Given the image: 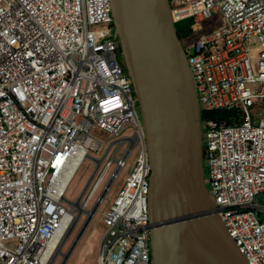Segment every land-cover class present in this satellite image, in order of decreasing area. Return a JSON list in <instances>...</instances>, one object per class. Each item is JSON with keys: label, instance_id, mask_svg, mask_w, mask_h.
Here are the masks:
<instances>
[{"label": "built area", "instance_id": "built-area-1", "mask_svg": "<svg viewBox=\"0 0 264 264\" xmlns=\"http://www.w3.org/2000/svg\"><path fill=\"white\" fill-rule=\"evenodd\" d=\"M170 7L175 25L190 20L194 33L181 41L201 112L221 114L202 122L215 212L249 264H264V0H170ZM214 15L221 26L202 34ZM119 51L111 0H0V264L48 262L54 241L70 230L66 243L86 208V221L97 218L135 149L103 214L97 264H151V169ZM127 127L133 134L123 137ZM88 158L94 175L70 200L64 178ZM65 254L61 248L53 260L61 255L63 264Z\"/></svg>", "mask_w": 264, "mask_h": 264}, {"label": "water", "instance_id": "water-1", "mask_svg": "<svg viewBox=\"0 0 264 264\" xmlns=\"http://www.w3.org/2000/svg\"><path fill=\"white\" fill-rule=\"evenodd\" d=\"M111 2L151 169V264H249L216 214L206 185L201 109L170 0ZM86 222L63 264L89 226Z\"/></svg>", "mask_w": 264, "mask_h": 264}, {"label": "rangeland", "instance_id": "rangeland-1", "mask_svg": "<svg viewBox=\"0 0 264 264\" xmlns=\"http://www.w3.org/2000/svg\"><path fill=\"white\" fill-rule=\"evenodd\" d=\"M188 21L190 22V20H184L182 21L183 24H181L183 27H188ZM221 19L219 15H214L211 19L206 20L204 22L201 23V30H202V34H204L206 31H211L214 30L218 27L221 26ZM184 45L187 46V42L184 41ZM119 61L121 64H123V58H122V54L121 51H119ZM133 134V129L132 127H127L126 129H124L123 131V137L126 135H132ZM128 143H126L121 151L118 153V157H122V155L125 153V151L128 149ZM115 149L114 148L111 152V154L109 155V157L107 158V160H110L114 153H115ZM135 155H136V149L133 151V153L131 154L129 161H128V165L126 168L123 169V171L121 172L120 178L119 180L115 183V185L113 186L111 192L108 194L104 205L102 206V208L100 209L99 215L97 216L96 219H93L92 221L90 220V224L88 226V228L86 229L85 233L83 234L80 242L78 243L76 249L74 250V252L72 253L71 257L69 258V260L67 261L66 264H97V258L99 255V251H100V247H101V242L103 240V237L105 235L106 232V227L104 225L103 222V214L107 211L109 205L113 202V200L115 199V196L117 194V191L119 190L121 183L123 182V180L125 179V177L127 176L134 160H135ZM95 168H96V164L92 159H86L80 169L78 170V172L76 173L73 181L71 182L69 189L67 191V197L70 200H78L80 198V196L82 195L83 191L85 192V188L87 187V185L89 184V182L91 181L94 172H95ZM115 167L112 168L111 172L108 174V178L106 179V182L104 183V185L102 186V188L100 189V191L98 192V194L96 195V198L94 200H97V198L101 195L105 185L107 184L109 178H110V174L112 173V171L114 170ZM206 170V176L208 174V169L207 167L205 168ZM102 172V169L100 170V172L97 174V176L95 177V179L93 180L92 186L94 184V182L96 181L97 177L100 175V173ZM93 203L91 204L90 207H92ZM72 207L75 209L77 208V212L79 213L82 210H79V206L77 207L75 204H72ZM88 209V208H86ZM90 210V209H88ZM83 213V211H82ZM86 215H82L80 220L78 221V223L76 224L75 228L73 229L70 237L68 238V240L66 241V243L64 242L62 247V251L64 253H67L68 250L70 249V247L72 246L75 238L77 237V235L79 234V232L81 231L85 221H86ZM63 261V257L61 255H59L52 264H61Z\"/></svg>", "mask_w": 264, "mask_h": 264}, {"label": "bare ground", "instance_id": "bare-ground-1", "mask_svg": "<svg viewBox=\"0 0 264 264\" xmlns=\"http://www.w3.org/2000/svg\"><path fill=\"white\" fill-rule=\"evenodd\" d=\"M146 151H147V145H146ZM147 154H148V152H147ZM148 160H149V159H148ZM78 170H79V167H76L75 169L70 170L68 177L64 178V188L67 187V185L69 184V181H70V182L73 181V179H74L76 173L78 172ZM77 207H78V206H77ZM81 207H82V205H81ZM79 210H80V209H79ZM83 215H87L88 217H89V216L91 217L92 212H91V210L85 209ZM74 220H75V216L73 217V222H72V223H74ZM89 222H90V218H88V220H87V222H86V223H87V226H88ZM87 226H86V227H87ZM69 231H70V230H67V231L63 234V236H62L61 238H59V239H57V240L54 241V247H55V250H54V253H53L51 259H50L48 262H43L42 264H52V262L54 261V260H53L54 257H56V255L60 252L61 248L63 247V244H64V242H65V240H66V237H67ZM52 260H53V261H52Z\"/></svg>", "mask_w": 264, "mask_h": 264}, {"label": "trees", "instance_id": "trees-1", "mask_svg": "<svg viewBox=\"0 0 264 264\" xmlns=\"http://www.w3.org/2000/svg\"><path fill=\"white\" fill-rule=\"evenodd\" d=\"M181 24H183V23L181 22V23H178L176 25L177 33H178V36L180 37V39H183L185 37H191L194 35L192 28L189 27V25H190L189 21H188V27H183ZM218 115H221V114L219 112H216V111H205V110H203L201 112V121L204 122L206 119L216 118Z\"/></svg>", "mask_w": 264, "mask_h": 264}]
</instances>
